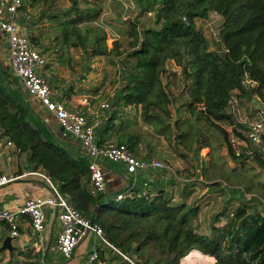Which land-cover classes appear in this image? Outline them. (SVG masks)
I'll return each instance as SVG.
<instances>
[{
    "label": "trees",
    "instance_id": "1",
    "mask_svg": "<svg viewBox=\"0 0 264 264\" xmlns=\"http://www.w3.org/2000/svg\"><path fill=\"white\" fill-rule=\"evenodd\" d=\"M68 1L59 14L50 15L57 22L54 42L60 47H81L86 58L120 55L117 41L107 47L105 29L93 23L101 7L84 11L79 6L82 0ZM92 1L101 4L104 0ZM44 2L47 0H23L18 14H26V4L34 7ZM210 12L222 17L218 32L221 50L213 49L197 26V20L207 19ZM155 16V26L141 29L131 21L126 51L128 69L114 105L140 107L143 121L152 124L156 132L171 135L168 121L174 98L162 76L166 67L173 64L188 80L186 110L196 120L221 130L227 154L241 163L247 153L232 147L231 131L226 127L242 136L239 129L244 126L229 112V104L235 92L238 98L254 95L264 103V0H162ZM32 38L38 41L36 35ZM44 50L50 52L48 47ZM49 67L46 63L43 71ZM28 97L21 81L0 63V137L18 149L28 169H39L47 175L84 217L100 225L103 237L134 264H179L182 257L180 264H189L196 258L202 263L215 258V264H264V183L260 185L262 193H254L256 197L238 204L225 223H213L209 235L196 229L198 205L172 203L162 190L150 197L148 191L144 194L135 186L130 196L119 200L116 195L122 188L93 195L85 151L75 155L72 142L67 141L69 137L57 141ZM118 108L112 111L110 122L100 133L115 127ZM184 134L185 130L180 131L177 138ZM138 138L135 134L120 136L116 144H125L137 154ZM253 157L264 169L261 154L254 151ZM220 183L221 180L208 183L222 189L215 191L216 196L239 188L252 191L249 187ZM95 249V263L104 258L106 251L108 264H131L101 239ZM19 255L27 257L21 251ZM35 258L37 261L28 264H48L46 257L40 261V252Z\"/></svg>",
    "mask_w": 264,
    "mask_h": 264
},
{
    "label": "crops",
    "instance_id": "2",
    "mask_svg": "<svg viewBox=\"0 0 264 264\" xmlns=\"http://www.w3.org/2000/svg\"><path fill=\"white\" fill-rule=\"evenodd\" d=\"M35 35H37L38 40L35 42L36 45L44 49L42 40L45 41V38L49 36L48 33H35ZM52 44L54 45L50 47V49H56L58 51L56 55L62 56L56 57L60 60L59 63H56L57 67L52 60V65L43 72L48 76L52 88L56 91V95L64 101L65 105L71 110H80L95 124L96 141H101V144H115L114 142H116L120 136L126 138L131 134H135L138 135L139 138L136 144L138 153L134 155L143 159L160 160L164 163V167L161 169L150 167L146 170L139 171L137 174L136 186L142 190H147L150 197L157 195L159 191L162 190L166 198H169L172 203L186 201L198 205L199 212L195 220V226L200 233L209 235L213 223L215 225H222L225 223L228 214L231 215V211L245 200V198L238 190H226L225 193L222 191L220 192V194L222 193L221 195L216 196L217 194L215 191H221L222 189L219 187H211L208 183L220 179L207 178L204 173L202 174L197 165L198 160H200V162L208 161L210 146H200L197 152L192 151V153L189 150L183 149L184 151H182L180 148L179 150L174 149V137L177 136L180 131L185 130L186 133H188L198 123L202 125V121L194 120L195 117L186 111L185 113L177 114L180 118L176 116L175 113L171 112L170 120L168 121L170 124V131L175 129L176 134L170 132L171 135L167 137L164 134L156 132L152 124L142 120L140 107L120 106L118 108L117 106L115 107L118 108L117 114L113 120L115 127L103 134L102 132L100 133L101 129L110 122L109 117H111L113 109L111 108L112 110L109 112L101 110L99 109V103L105 98L109 99L110 96L112 97L114 94H118L119 91L117 90V86L119 87V85L116 84V86L114 85L112 88L108 86V95H97L96 89L99 88L100 84L107 83V80H105L107 76L106 73L101 68L89 71L87 69L84 70L87 65V58L85 55L83 57L80 55H72L74 53V51H72L74 47L72 46L68 48L60 47V45L55 42ZM77 48H79V50H76ZM77 48H74V50L80 52V54L84 52L81 47ZM8 56L9 54L7 51L5 60L9 65ZM65 58L66 62L68 58H74V63H76L77 66L64 67L61 61ZM55 74H59V77H55ZM122 86L123 84L121 87ZM115 87L116 90L114 89ZM84 98L87 100L86 102L83 101ZM28 101L50 125L57 141L67 140L64 138L65 135L59 131L60 125L57 123L55 117L44 109L39 100L33 96H29ZM250 112L248 115H245L244 119H235L244 126L245 124L243 122L246 118H255V113L253 111L252 113ZM226 129L228 132H233L231 127L227 126ZM243 135L239 136L240 140L237 144V151L247 153L245 161L251 158L254 159V151H257L264 158V133L258 143L249 142ZM66 137H69L67 141L72 142V149L75 155H79V153L84 150L80 142L71 134ZM168 143L172 145L173 149ZM160 145H166L168 150L160 151ZM221 146L222 155L225 153L227 154L225 144H221ZM205 149L208 150L207 153L203 155L202 152ZM227 156L229 157L228 154ZM231 161L233 160L230 158V162ZM101 167L104 172L107 190L123 188L126 182H128L129 177L122 164L102 160ZM33 171L41 172L39 169H28L25 157H20L18 155V150L12 143L8 144L7 138L0 137V175L19 176L0 186V209L13 210L19 207L27 198H45L51 194L50 186L44 179L39 175L27 173ZM144 181L148 183L145 188L143 187ZM263 183L264 178L256 182L257 186L261 189L262 187L260 185ZM236 186L244 187L240 184ZM251 192L257 193L253 190ZM43 210L45 214V229L40 233L32 230L29 219L26 216L16 220L17 235L11 234V229L7 222L0 223V264H28V262H35L37 261V258H35L37 252L42 254L40 261L44 262L46 257L48 264H90V255L93 250H96L95 246L98 245L97 238L93 237V235H89L78 245L72 258H63L56 246V239L61 229V222L54 216L53 209L50 206H45ZM6 235L14 237L11 241L13 246L11 251L7 248H1L2 239ZM20 251L27 253V257L19 255Z\"/></svg>",
    "mask_w": 264,
    "mask_h": 264
},
{
    "label": "built area",
    "instance_id": "3",
    "mask_svg": "<svg viewBox=\"0 0 264 264\" xmlns=\"http://www.w3.org/2000/svg\"><path fill=\"white\" fill-rule=\"evenodd\" d=\"M23 0H0V33L6 34V44L9 58V68L12 73L21 81L24 91L28 96L37 98L40 104L50 112L60 126L66 128L82 145L87 159L88 171L90 175V191L98 194L107 190L105 176L101 167V161L107 160L114 163H120L128 175V182L122 188L123 190L116 195V199H123L130 196L132 189L137 184V174L141 170L150 167L161 169L164 163L155 159H143L134 155L125 144L105 143L98 144L95 139V124L80 110L69 109L63 100L57 95L52 88L48 76L43 74V68L46 65V57L41 48L33 41L35 35L32 27L23 24L19 18L18 9ZM177 69L175 66L168 65L162 78L166 77L171 71ZM97 95L104 94L102 88L96 89ZM84 102L87 100L84 98ZM235 102L233 96L230 98V105ZM263 107H258L254 113L255 118L244 120V128L241 131L243 136L252 143H258L264 133V103ZM110 107L107 99L99 103V109L106 110ZM235 118V111H229ZM240 138L231 132L229 141L233 148H238ZM8 144H11L8 141ZM18 150V149H17ZM29 174L39 175L50 186L51 194L45 198L34 197L27 198L23 203L13 209H0V223L7 222L11 229L12 235H17L16 220L26 216L29 219L33 231L40 233L45 229V214L43 208L50 206L53 209L54 216L61 222V229L57 235L56 246L60 254L65 259L72 258L78 245L89 235L101 239L113 250L122 255L131 264L133 260L122 253L115 246L110 244L103 237V231L100 225L84 217L72 203L62 195L51 182L49 177L42 172L33 171ZM19 176L0 175V186L8 183ZM147 181L143 182V187L147 186ZM225 185V184H224ZM245 200H250L256 195L247 192L243 188L239 190ZM144 194L147 190H142ZM97 257L96 250H93L90 259Z\"/></svg>",
    "mask_w": 264,
    "mask_h": 264
},
{
    "label": "rangeland",
    "instance_id": "4",
    "mask_svg": "<svg viewBox=\"0 0 264 264\" xmlns=\"http://www.w3.org/2000/svg\"><path fill=\"white\" fill-rule=\"evenodd\" d=\"M161 1L162 0H104L101 4L95 3L92 0H82L79 2L80 9L84 11L101 7V13L97 20L93 23L105 29L107 33V47H112L113 41L116 40L119 46L117 50L121 52L120 55H111L112 57L93 56L86 59L87 65L84 70L87 69L89 71L101 68L107 75L105 77L107 83H101L99 86V88H102L104 91V94L101 96L108 95V86H111L112 88V86H116L117 84L121 88V85L124 83V77L126 75L129 62V59L126 56V51L128 50L127 43L130 39L129 30L131 24L133 23H131V21L134 20V23L136 22V26L139 29L142 27L155 26V12ZM68 4V0H47V2L38 4L34 7L26 4L24 9L26 14L19 15L22 23L32 27L35 33H48L49 36L45 38V41L42 40V45L44 46V49L48 47L50 52H46L44 50L43 54L46 57L47 63L52 65L51 61L53 60L56 67V63L60 62V60H58L56 57H61L62 55L57 56L56 53H58V51L56 49H50V47L54 45L52 43L55 41V27L57 23L55 20L50 19V15L53 13L59 14V11L67 7ZM51 7L54 8L52 9ZM221 25L222 17L216 12H210L207 19L197 20L198 28L203 31L205 36L210 41V44L213 45V49L221 50V45L218 43V32L221 28ZM76 50H79V48ZM76 50L72 48V51H74L72 55H80L81 57L84 56V52L80 54V52H77ZM6 55V39L3 37L2 33H0V63L2 66L9 67L5 60ZM61 63H63L64 67L66 68L77 66L76 63H74V58H68L67 62L65 58L63 61H61ZM54 76L58 78L59 74H55ZM163 82L168 85L174 98L173 106L170 108L171 112L175 113L176 116H178L177 114L179 113H185V111L189 113V111L186 110L187 108H185L184 104V101L187 99L185 84L188 83V80H186V78L182 75L180 69L177 68L174 71H171L166 77L163 78ZM119 87L117 86V90L120 93ZM114 89L116 90V87ZM236 94L237 92L233 94L235 102L232 104V106L230 105L229 111L234 110L238 119H244L245 115H248L250 111V113H252V111L254 112L258 107H263L261 101H259L254 95L251 97L238 98ZM117 95L118 94H114L112 97L110 96L109 99L105 98L108 100L110 107L104 111L109 112L112 109H116L114 102ZM178 117L180 118V116ZM201 124L202 125L198 123L188 133L182 135L179 138L175 136L174 149L179 150L180 148L182 151L189 150L192 153V151L197 152L201 145L210 146L208 161H197L198 168L201 170L202 174L204 173L207 178H219L223 184H228L230 186H236L237 184H240L245 188L249 187L251 190L261 193L262 189L257 186L256 182L264 178L263 168L260 167L252 158L248 159V161H245L246 158H243L241 162L242 164H236L233 161L230 162V158L226 153L222 155L221 144H224V138L221 130L203 122H201ZM171 133L176 134V130L173 129ZM170 147L173 149L172 145H170ZM166 150H168L166 145H160V151ZM207 150L208 149L203 150V155L207 153ZM96 240L99 241L100 239L97 238ZM190 252L187 255H189ZM107 257L108 253L105 251L104 258L99 262L95 263L91 259H89V261L90 264H108L106 262ZM196 259H193L190 263H202L196 262ZM207 260L211 263L214 261H210L209 259Z\"/></svg>",
    "mask_w": 264,
    "mask_h": 264
},
{
    "label": "water",
    "instance_id": "5",
    "mask_svg": "<svg viewBox=\"0 0 264 264\" xmlns=\"http://www.w3.org/2000/svg\"><path fill=\"white\" fill-rule=\"evenodd\" d=\"M2 35H3V37H5L6 38V34L4 33V32H2ZM59 131L62 133V134H64L65 136H69L70 135V132L66 129V128H64L63 126H59ZM13 236H11V235H6V236H4L3 237V239H2V246H1V248L2 249H4V248H7L8 250H12V248H13V246H12V244H11V241L13 240ZM183 258V257H182ZM181 258V259H182ZM214 258V257H213ZM215 262H216V259L214 258V261H213V264H215Z\"/></svg>",
    "mask_w": 264,
    "mask_h": 264
},
{
    "label": "bare ground",
    "instance_id": "6",
    "mask_svg": "<svg viewBox=\"0 0 264 264\" xmlns=\"http://www.w3.org/2000/svg\"><path fill=\"white\" fill-rule=\"evenodd\" d=\"M206 259V258H205ZM194 262V261H193ZM191 264V263H190ZM194 264H213V261H212V263L211 262H209V261H207V262H203V263H194Z\"/></svg>",
    "mask_w": 264,
    "mask_h": 264
}]
</instances>
